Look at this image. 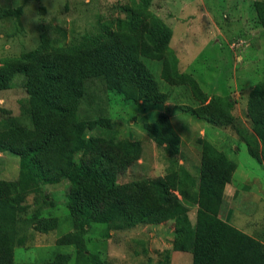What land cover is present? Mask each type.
<instances>
[{
  "label": "rangeland",
  "instance_id": "rangeland-1",
  "mask_svg": "<svg viewBox=\"0 0 264 264\" xmlns=\"http://www.w3.org/2000/svg\"><path fill=\"white\" fill-rule=\"evenodd\" d=\"M261 5L264 0H0V67H32L58 55L77 60L79 51L93 53L103 43L121 47L126 11L136 10L142 29L149 25L165 37L159 41L160 54L175 58L178 77L164 82L160 62L141 59L164 95L158 103L127 101L105 89L101 79L85 82L87 94L98 95L91 106L115 124L120 139L141 145L139 159L117 176V184L162 178L179 165L184 169L183 174L177 168L179 179L191 180L194 194L207 145L232 166L216 217L236 230L246 227L245 235L264 256V161L251 122L254 112L259 113L257 103L264 106ZM22 83L17 75L0 89V116H18L26 102ZM217 99L230 106L218 105ZM88 104H80L79 118L88 113ZM159 115L174 134V151L155 145L143 128ZM18 175V157L0 151V183L13 184L0 194L13 198V232L0 243L10 256L0 252V264H172V221L120 230L102 224L80 228L66 208L65 179L53 181L45 167L30 168L26 183ZM186 205L192 224L197 208Z\"/></svg>",
  "mask_w": 264,
  "mask_h": 264
},
{
  "label": "trees",
  "instance_id": "trees-1",
  "mask_svg": "<svg viewBox=\"0 0 264 264\" xmlns=\"http://www.w3.org/2000/svg\"><path fill=\"white\" fill-rule=\"evenodd\" d=\"M126 12L129 21L122 25L127 35H123L125 43L121 47L103 43L93 53L79 51L77 60L82 63L58 55L32 67H0V89L20 75L26 94L18 116H0V151L18 157L21 183L27 182L29 169L36 167H45L53 181L65 179L66 208L80 228L102 224L120 230L172 221L171 250L189 253L190 264H264V256L253 239L216 217L226 173L232 166L207 145L194 194L191 180L179 179L178 172L184 174L179 165L162 178L117 184V176L139 159L141 145L120 139L115 124L91 106L96 105L98 95L87 94L85 82L101 79L105 89L117 91L127 101L158 103L164 95L157 91L141 59L159 61V77L164 82L173 83V78L178 77L175 58L160 54L159 41L165 37L157 35L149 25L142 29L136 21V10ZM257 14L258 24L264 28V12ZM255 95L261 101L262 93L257 90ZM87 101L88 113L79 118V106ZM216 103L230 106L220 99ZM257 104L259 113L254 112L251 122L264 161V106ZM143 128L155 145L165 144L175 150L176 139L163 115L153 125L144 123ZM9 185L0 183V194ZM11 203L13 198L0 197V243L5 242L6 233L13 232ZM188 203L197 208L192 224L186 215ZM0 252L10 256L7 250Z\"/></svg>",
  "mask_w": 264,
  "mask_h": 264
},
{
  "label": "crops",
  "instance_id": "crops-1",
  "mask_svg": "<svg viewBox=\"0 0 264 264\" xmlns=\"http://www.w3.org/2000/svg\"><path fill=\"white\" fill-rule=\"evenodd\" d=\"M250 194V193H246ZM248 196V195H247ZM242 216L245 217L244 213H241ZM237 230L241 231V233L246 234V227L243 225L237 227ZM171 261L172 264H190L191 263V255L187 252H171Z\"/></svg>",
  "mask_w": 264,
  "mask_h": 264
}]
</instances>
